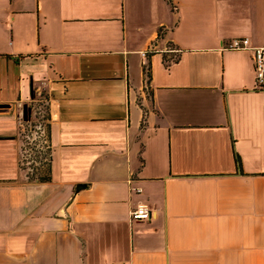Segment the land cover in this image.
I'll list each match as a JSON object with an SVG mask.
<instances>
[{"label": "crops", "instance_id": "obj_1", "mask_svg": "<svg viewBox=\"0 0 264 264\" xmlns=\"http://www.w3.org/2000/svg\"><path fill=\"white\" fill-rule=\"evenodd\" d=\"M234 37L264 46V0H0V264H264V88Z\"/></svg>", "mask_w": 264, "mask_h": 264}, {"label": "rangeland", "instance_id": "obj_2", "mask_svg": "<svg viewBox=\"0 0 264 264\" xmlns=\"http://www.w3.org/2000/svg\"><path fill=\"white\" fill-rule=\"evenodd\" d=\"M43 94L42 90L35 101L36 119L26 123L21 119L24 127L19 136L21 141L20 166L27 179L32 175L38 176L41 171L46 170L47 166V148L44 142L47 106Z\"/></svg>", "mask_w": 264, "mask_h": 264}, {"label": "built area", "instance_id": "obj_3", "mask_svg": "<svg viewBox=\"0 0 264 264\" xmlns=\"http://www.w3.org/2000/svg\"><path fill=\"white\" fill-rule=\"evenodd\" d=\"M223 48L228 50L251 51L254 86L256 89L262 90L264 88V46L252 45L248 37H234L224 43ZM150 51H152V48H150ZM170 51L178 52L176 49H171ZM147 53L148 49L141 52L143 56H146ZM150 214L151 209L145 204H140L130 211V219L144 220L149 218Z\"/></svg>", "mask_w": 264, "mask_h": 264}, {"label": "trees", "instance_id": "obj_4", "mask_svg": "<svg viewBox=\"0 0 264 264\" xmlns=\"http://www.w3.org/2000/svg\"><path fill=\"white\" fill-rule=\"evenodd\" d=\"M147 75H148V72H147ZM36 106V105H35ZM35 106H34V110H35ZM36 119V116H35V114H34V118L33 119H31V117H30V113L27 115V117H26V120H27V122H30L31 120H35ZM44 142H46V148H47V152L49 151V148H48V142H47V139H46V136L44 137ZM46 160H48V157H47V159ZM46 165H47V163H46ZM37 172V171H36ZM39 173V172H38ZM28 180H36V181H47V180H49V175H48V170H47V166H46V170L45 171H41V173L38 175V176H30V177H28ZM85 185L84 184H78V185H76V187H75V189L76 190H80V189H82L83 187H84Z\"/></svg>", "mask_w": 264, "mask_h": 264}, {"label": "water", "instance_id": "obj_5", "mask_svg": "<svg viewBox=\"0 0 264 264\" xmlns=\"http://www.w3.org/2000/svg\"><path fill=\"white\" fill-rule=\"evenodd\" d=\"M30 113V109L27 108V107H24V110H23V119H26L27 115Z\"/></svg>", "mask_w": 264, "mask_h": 264}]
</instances>
